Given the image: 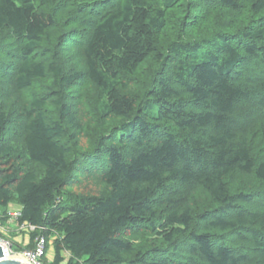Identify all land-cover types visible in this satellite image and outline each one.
<instances>
[{"label": "trees", "instance_id": "16d2710c", "mask_svg": "<svg viewBox=\"0 0 264 264\" xmlns=\"http://www.w3.org/2000/svg\"><path fill=\"white\" fill-rule=\"evenodd\" d=\"M10 204L45 264H264V0H0Z\"/></svg>", "mask_w": 264, "mask_h": 264}, {"label": "built area", "instance_id": "2783aa9c", "mask_svg": "<svg viewBox=\"0 0 264 264\" xmlns=\"http://www.w3.org/2000/svg\"><path fill=\"white\" fill-rule=\"evenodd\" d=\"M8 223H16L19 229L26 230L28 232H34L36 228L30 225H20L18 219L20 217V211H7L6 213ZM0 248L2 252V259H13L19 261L21 264H45L44 259L46 257V240L44 236L38 235L33 240V248L22 249L14 251L12 244L4 239L0 235Z\"/></svg>", "mask_w": 264, "mask_h": 264}, {"label": "rangeland", "instance_id": "374dc122", "mask_svg": "<svg viewBox=\"0 0 264 264\" xmlns=\"http://www.w3.org/2000/svg\"><path fill=\"white\" fill-rule=\"evenodd\" d=\"M12 206L14 207L16 205L10 204L9 208L7 209V211H14V209L11 208ZM2 212H3V209L0 208V213H2ZM3 217L4 216L0 215V219L7 220V216L6 215H5V218H3ZM7 222H8V220H7ZM7 224L8 225H13L11 227H14V228L18 229L19 234H21V235H18V236L21 237L20 238L21 239V243L22 244L27 243V244H25L27 246L29 244V232L26 231V230H23V229H19V226L16 223H7ZM7 228H9V227H7ZM1 231L2 232H0V235H2L4 239L8 240L13 245V250L16 251L17 250V245H15V244H17V242L15 240V237L13 238V236L11 235V233H14V232L12 230H9V229H4V230H1ZM53 256H54L53 242H49L46 258H47L48 261H51Z\"/></svg>", "mask_w": 264, "mask_h": 264}, {"label": "crops", "instance_id": "0c3cea01", "mask_svg": "<svg viewBox=\"0 0 264 264\" xmlns=\"http://www.w3.org/2000/svg\"><path fill=\"white\" fill-rule=\"evenodd\" d=\"M9 208V207H8ZM12 209H14V211H20V208L18 207V206H12L11 207ZM2 213H0V215H1ZM8 222H7V220H5V219H0V232H2L1 230H4V229H9V230H12L14 233H11V235L13 236V238L15 237V240H16V242H17V244H15V245H17V246H26L25 244H27V243H25V244H22L21 243V237L20 236H18V235H21V234H19V232H18V229H16V228H14V227H11V226H13V225H8L7 224ZM7 227H9V228H7ZM9 233V232H8ZM14 244V243H13ZM13 246V245H12ZM13 248V247H12ZM18 248V247H17Z\"/></svg>", "mask_w": 264, "mask_h": 264}, {"label": "water", "instance_id": "95a60500", "mask_svg": "<svg viewBox=\"0 0 264 264\" xmlns=\"http://www.w3.org/2000/svg\"><path fill=\"white\" fill-rule=\"evenodd\" d=\"M2 252H1V248H0V264H21L19 261L17 260H13V259H2ZM28 264V262L26 263Z\"/></svg>", "mask_w": 264, "mask_h": 264}]
</instances>
